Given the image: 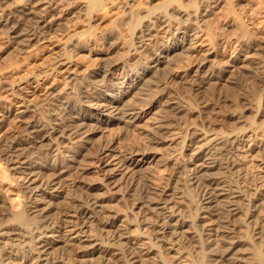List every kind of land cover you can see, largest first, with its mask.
<instances>
[{"label": "rangeland", "instance_id": "374dc122", "mask_svg": "<svg viewBox=\"0 0 264 264\" xmlns=\"http://www.w3.org/2000/svg\"><path fill=\"white\" fill-rule=\"evenodd\" d=\"M91 1L93 0H64L54 3L49 10L48 19L52 22L61 21L60 28L50 30L49 34L43 35L38 41L30 44V47H25L24 50L15 48V45L10 44L11 41L8 40V37L4 33H0V117L4 115L5 120L0 121V146L3 147L6 138L17 136L23 132L25 120L21 116L27 108L35 109L36 107L33 112L28 113L30 118L39 119L38 121L46 124L53 122L55 119L53 113L59 111L63 103L49 99L48 94L50 92L56 93L60 90V93H67L71 91L69 87L73 86L72 100L80 99V96L83 95L81 90L92 93L94 89L91 88V83L86 79L81 80V78L95 74L101 65L113 61L126 66L130 63L129 66L132 68L130 72L132 74L134 72V75L141 74L147 66L153 63L155 56L163 47L172 45L176 38L181 34L183 35L184 32H179L178 26L182 25V31L186 30V34L194 37L190 47L191 49L194 48L180 54V57L178 56L171 63L169 69L166 68L162 72L159 80L160 92L156 97L157 103L160 105L152 114L145 115L141 121L127 130L122 127V123L106 126L98 122L97 131L90 135L92 141L90 143H93L90 151L86 155H77V163L74 161L73 167L69 168L70 170H63L62 174H59L58 178L55 179L57 186L53 185L52 189L47 188L48 192L42 191L43 196L37 195L39 197L35 198L30 196V198V194L24 188L30 184L29 182L26 183L27 176L14 169L9 170L8 174H11L10 178L15 183L14 187L18 192L22 191L23 202L30 205L28 212L25 211L28 213V215L26 213L28 218L31 219V225L29 224L28 228L31 230L33 228L32 222L35 223L45 214L48 224L50 223L51 227L57 229L56 232H48L43 237V240L54 241L52 243L54 246L48 250V252L51 251L49 253L51 256L49 257L47 254L43 255L42 258L49 259L55 254L61 260L60 263L51 264H130L126 255L120 250L108 247V238L112 234V230L116 229L115 224H123L124 229L131 233L128 234L132 240L136 241L140 238L139 240L143 239L146 242L143 243L138 240V245L144 248V251L142 250L139 254L142 264H204L202 259L205 252L202 238L214 239L215 246L222 249L225 243L216 238L215 231L207 230L206 235L201 236L195 228V221L200 214L197 207V195L194 196L197 193L193 190L190 192L191 194H185L186 190L180 183V179L183 177L180 168L181 163H183L182 155L184 153L189 154L191 146L185 144L183 146L179 139L180 141H168L151 149L152 143L147 134L150 126L155 122L157 123L158 120L163 118L172 120L170 114L173 113V110L171 108L178 103L177 100L190 110H204L206 112H209L210 109L220 110L221 115L214 126L215 131L229 133L249 127L246 132L247 136L240 141L238 159L244 168V174L250 175L249 178H254L255 181L258 180V182L256 181L258 186L264 184V115H257L259 114L258 111L260 112L262 109L264 114V80L262 81L261 78L264 75V0H99V3ZM10 2L12 6L18 8L24 5L23 0H10ZM204 13L205 15L199 16V14ZM143 26H147L149 31L152 30L150 35L145 37L146 39L140 36V30ZM80 37L82 41H80ZM78 39L86 48H93L90 57L85 56L82 52L73 53L72 51L71 53L69 45L72 40ZM109 42L113 44L110 45ZM155 43L158 45L156 48H154ZM105 52H110V57H107ZM205 53L211 54L209 70L221 67L220 65L232 60L239 54L248 53V55L251 54L258 59L256 58V62L249 67L251 70L253 68L252 71L234 69V71L225 73L224 76L216 79L214 83L200 86V89L197 84L193 83L189 69L192 62L199 58L200 54L204 55ZM56 54L58 58H56ZM59 58L60 61H57ZM122 71V68H118L115 70V74L122 75ZM71 72L78 73L81 81L78 80L76 83L71 81V83L69 81ZM180 77L182 78L181 81L179 80ZM228 79L231 80L229 83L226 81ZM119 81V84H132L133 82L131 78L124 79L123 77ZM133 94L134 91L128 95L127 99L132 98ZM150 97L145 96L144 98L143 96L140 98L142 108H145L144 103ZM190 118L188 123L190 122L194 126L203 123L195 113H192ZM250 129L251 131H249ZM179 130L184 131L185 125L182 124L178 128L172 125L166 135L168 137L166 140L169 139L168 135L172 136L173 131ZM110 144H113L115 151H113V156L108 157L110 151L103 153V150L101 152L98 148L101 149ZM81 145L80 143L75 146L68 144V147H64L62 150L69 156L73 154L72 152L82 149ZM132 149L139 151L132 158V161L133 159L139 161L144 155L149 157L144 166L136 167L135 170L132 169L134 165L130 164L131 160H128L129 155L127 154ZM205 151L207 152V150ZM185 156L189 157L190 155ZM202 161H194L190 167L195 168V165L202 163ZM37 162L36 165L44 164L43 159ZM152 175H158L157 177L163 180L164 186L169 187L166 189L167 194L172 193L175 197L179 196L181 201L176 205L178 207L176 209H180L178 213L182 219L178 226V239L176 238L173 244H171L170 238L165 239L163 230L157 228L158 226L153 220V212L148 210L147 205L140 199L136 200L138 196L144 194L145 183ZM111 176L115 177L112 179L119 183L121 188L126 186V180H129L128 184L132 178L136 181L134 185L133 183L130 184L131 187H125L123 190L120 188L121 192L120 190L118 192L117 189L119 188H117L115 191L117 194L109 193V195L106 184L109 181L107 178ZM34 178L37 179L35 180L36 183L30 185L39 186L42 185L47 176L38 175ZM251 179H249L250 182ZM92 184L94 185L93 189L90 188ZM6 186L0 187V210L7 213L4 216L0 214V224L3 219V222L13 220L15 223L21 222L24 219L23 215V218L21 216L15 217L7 207L6 193L8 188ZM124 189L129 192L127 193ZM88 192H92L96 197L101 198L97 205L93 202L89 206L90 210L86 209L87 216L93 217L86 216L84 218L82 215L77 217L73 211L71 212L72 216L62 215L76 200L83 199ZM122 193H125V196ZM115 213L116 218L114 220L116 223L114 225L104 223L109 215L115 216ZM1 217L4 218L1 219ZM143 218L147 219L144 220ZM237 218L241 224L246 223L247 217L245 218V215L240 213ZM63 219L72 220L71 225L63 222ZM85 219L89 220L82 221ZM141 219L144 220L143 223L140 222ZM252 219L255 220L256 218ZM28 228L23 230L26 241L30 239L27 237L30 235L27 231ZM81 229L88 230L92 241H85L87 238H84ZM246 230L248 229L245 226L244 232L238 234L242 242L239 243L234 252L236 255L251 256L250 258L262 262L264 258V234L260 238L257 237L259 235L249 237V232ZM146 232L153 240L140 237L142 236L141 233L146 234ZM208 232L209 234H207ZM32 233L36 234V231L34 230ZM11 237L19 238L21 236L8 234V236H1L0 238L2 241H0V255H4V263L2 262V264H50L46 260L38 259L36 253L38 250L27 255H15L10 252L11 243H19V241H12ZM166 241L168 242L166 243ZM153 242L156 243V247L152 244ZM258 258L261 259L258 260Z\"/></svg>", "mask_w": 264, "mask_h": 264}, {"label": "bare ground", "instance_id": "6f19581e", "mask_svg": "<svg viewBox=\"0 0 264 264\" xmlns=\"http://www.w3.org/2000/svg\"><path fill=\"white\" fill-rule=\"evenodd\" d=\"M57 1H64V0H23L24 5L18 8L12 6L10 0H0V33H4L8 37V40L11 41L10 44L12 43L13 45H15V48L24 50L25 47L27 46L30 47L31 46L30 44H33L34 41H38L39 38H41L43 35L49 34L48 32L50 30L60 28L61 21L60 22L54 21L55 19L53 18L54 22H52L51 20L48 19V16L50 14L49 10L51 9L52 5ZM93 1L94 3L96 2L99 3V0H93ZM148 14H150V12H148ZM202 15H205V13L199 14V16ZM152 16L154 15L152 14ZM154 26L156 27V25ZM182 28H183L182 25H180L178 26L177 29H179V32H184L183 35L181 34L178 38H176V40L174 41V43H172V45L163 47L162 50L159 53H157V56H155L154 60L152 61L153 63L147 66L144 69V71L141 72V74L138 73L137 75H134V72L132 74L130 72V69H132L129 66L130 63L126 66L124 64L119 65L118 63L120 62L113 61V62H109L108 64L101 65L98 68V70L95 72V74H91L90 76H85L84 78H81V80L86 79L88 82L91 83V88L94 89L92 92L93 94L90 93V91L88 92L86 90H81L83 91L82 92L83 95L80 96V99L78 98L77 100H72L73 95L71 94H73L74 92V90L72 89L73 86L69 87L71 91L67 93H60V90L56 93L54 92L55 94L53 92H50L48 94L49 99L56 100V102L58 101V103L59 102L63 103L61 104L63 106L60 109H59L60 106L58 107L59 111H55L53 113L55 115V119L52 118L53 122L46 124L44 122L38 121L39 119L36 120L35 118H30L28 113L33 112L36 109V107L35 109L27 108L26 111H23L24 114L21 116L23 117V120H25L24 123L25 125L23 126L24 127L23 132L21 131L22 133L17 136L6 138L4 140L5 143H3V147L0 146L1 147L0 187L3 188V186L7 185L6 188H8V191L6 193V201L8 205L7 207H9L8 209L11 210V212L15 215V217H19V216H21V218L24 217V219L21 222H16V223L13 222L14 218L12 219L13 221H9V222L4 221L5 223L3 222L4 220L3 219L2 223L0 224V238L1 236H8V234L21 236L19 238L11 237L12 241H19V243L10 242L11 243L10 246L12 248L10 252H12L15 255L18 254L27 255L30 253H34V250L36 251L38 250V252L36 253L38 254L37 256L39 260H46V262L50 264L57 262L60 263L61 261L60 257L56 256L55 254L53 257L49 259L42 258L43 255H47V254L49 255L51 251L48 252V250L53 248L54 246L52 244L54 241L43 240V237H45L48 234V232H56L57 229L51 227L50 223L48 224L47 222L48 220H46L45 214H43L44 216L43 218H40L35 223L32 222L33 228L31 230L28 228L29 224L31 225V221H30L31 219L28 218L27 216L28 215L27 212L29 208L28 206L30 205L23 202L21 198L22 191L18 192V190L14 187L15 183H13V181L10 178L11 174H8L9 170L14 169L19 172H22L24 175L27 176L26 183L29 182L30 184L36 183L35 180L37 179L34 178L35 176L38 175L40 176L44 175V177L47 176L46 179L44 178L45 179L44 182L43 183L41 182L42 185L33 186L29 184L27 186H24V188L27 189L28 194H30L29 197L32 196V198H35V197L43 196L42 191H47V188L52 189L53 185L57 186L55 184V179L56 177L58 178L59 174H62L63 170L67 171L69 168L73 167L74 165L73 162L77 161V155L80 154L86 155V153L90 151L89 149L93 146V143H90L92 142L90 135L91 133L97 131L96 127L98 122H101L106 126L113 123H122L123 124L122 127L125 130H127L131 126L136 125L137 122L141 121L145 115L152 114L154 110L158 108V106L160 105V104L158 105L156 97L160 92L159 80L162 75V72H164L166 68L169 69L171 63L174 62V60L178 56L180 57V54L191 49L190 47L193 44L194 37L190 34H186L185 32L186 30L182 31ZM151 31L147 29V26L146 27L143 26L142 29L140 30L141 32L140 36L143 37V39H146L145 37L147 35H150ZM80 41H82V39ZM80 41L79 39L74 41L72 40V42L69 45L70 46L69 50H71V53L72 51L73 53L77 51V52H82V54H84L85 56L87 55V57L89 55H92L93 48L91 49L86 48L84 45L80 43ZM109 44L111 45L113 43L109 42ZM156 47H158V45H156L155 43L154 48ZM205 54L204 55L200 54L199 58H196L192 62L191 67L189 69L193 83L197 84L199 87L200 86L203 87L205 84L210 85L214 83L216 79L221 78L222 76H224L225 73L234 71V69L236 70L239 69V71L251 70V68L249 67L251 66V64L256 62V58H257L251 55L250 53H249L250 55H248V53L239 54L236 55L232 60L223 63V65H220L221 67L218 68L216 67V69L209 70V66H210L209 57H211V54L209 53L206 55ZM105 55L107 57H110V52H105ZM56 58H58V55ZM57 61H60V58ZM118 68L123 69V71L121 72L122 75L118 76L115 74V70ZM74 72H71V75L69 76L70 77L69 81L70 82L75 81L76 83V81L78 82L80 78L78 77L79 74L78 73L75 74ZM122 77L124 79L131 78L133 81L132 84L131 83L119 84L120 83L119 79ZM261 78L263 81L264 75ZM180 79L182 78L180 77L179 80ZM189 80L191 79L189 78ZM226 81L229 83L231 80L228 79ZM133 91L134 94L133 96L131 95L132 98L129 97L130 99H127L128 95H130V93ZM153 91L155 92L153 93ZM143 96L144 98L145 96H151L149 99L146 98L148 101L146 100L147 102L144 103L146 105L145 108H142V105L140 104V98H143ZM177 102L178 103L174 102L176 104L171 108L173 110V113L170 114V116L172 115L171 116L172 120H167L163 118L162 120H158L157 123L153 122L154 124L150 126L147 137L151 140L152 143V145L150 146L151 149L152 148L154 149L156 145L164 144L167 143L168 141L175 142L179 139L181 140L179 141L183 143L182 144L183 146L184 144L186 146H191L190 148L191 152L189 154L184 153L183 154L184 158L182 155L183 163H181L182 165L180 168L183 177L182 179H180V183L184 186L186 190L185 194L190 193L191 191L193 192V190L196 191L195 193H197L194 194V196L197 195L196 198H197L198 206L197 205L196 206L198 207L200 214L197 220L195 221V228L199 231L201 236L206 235L207 230L215 231L214 235L216 236V238H218V240L223 241L225 243L222 249L215 246V243H213L214 239L210 240L201 237L204 242V252H205L204 254L205 256L202 259L203 263L204 264H261V263L264 264V258L263 261L261 260L262 262H259L257 260L250 258L251 256L250 257H244L241 255L239 256L238 254L236 255L234 252L235 248L239 245L240 242H242L238 234L242 231L244 232L245 226L248 229L246 231L249 232V237H254L259 235L257 237L260 238L262 237V234H264V191H263L264 187H262L264 186V184L258 186V184H256L258 180H256L257 181L256 182L254 178L252 179L249 178L250 175L247 176V174H244V168L242 167L238 159L240 155L238 152L240 148L239 145L241 143L240 141L242 140V138L247 136L246 132L249 127L247 126V128L245 127L243 129L235 130L229 133L217 132L214 130V126L216 124V121H218V118L221 115L219 113L220 112L219 109H218L219 111L210 109L209 112H206L204 110H203L204 112L200 110L195 111L194 109L190 110L186 108L187 106L184 107L183 103H180L178 100ZM192 113H195L200 117V119L203 122L202 125L194 126L192 125V123L190 122L188 123V120L191 119L190 117ZM258 113L259 114L257 115H264L263 109L260 112L258 111ZM3 120H4V115L0 117V121ZM182 124L185 125V130L173 131L171 133L172 136L168 135L169 139L166 140V138H168L166 135L169 132V129L172 127V125H175V127L178 128ZM249 131H251V129ZM79 143L82 144L81 145L82 149L78 150L77 152L74 151L75 153L72 152L73 154H70L69 156H67L65 151L62 150V148L68 147L67 146L68 144H72V146H75L76 144ZM98 149L101 150V152L103 150V153H105L106 151H110L111 153H109L108 157L113 156V151H115L113 144H110L109 146L105 145L103 146V148L101 149L98 148ZM205 150H207V152ZM84 151H86L85 154ZM138 152L135 149L129 150L127 152V154L129 155L128 160H131L130 164L134 165L132 169L139 166L141 168V166H144V164L148 162L149 157H147L146 155H144L142 159H139V161L136 159H133L132 161V158H134ZM185 155H190V156L186 157ZM40 159L44 160V164L36 165V163H38L37 161ZM200 160H203L202 163L195 165V168L190 167V165L194 163V161H200ZM157 176L152 175L151 177H149V179H147V182L145 183L144 194L138 196L136 200L140 199L141 202L147 205L148 210L153 212L152 214L154 216L153 220H155V223L158 226L156 227L160 228V230L162 229L165 235V239L170 238L172 242L170 243L173 244V241L178 236V229H179L178 226L181 224V219H182L181 216L179 217V213H178L180 209L178 210L176 209L178 208L176 207V205L181 201L180 198H178L179 196L175 197V195H173L172 193L167 194L166 189H168L169 187L166 188V186H164L163 184V180H161L160 177L158 178ZM112 178L114 179L115 177L111 176L107 178L109 180L107 181L108 185L106 184V187L108 186L106 188V190H108V194L109 193L117 194L115 192L117 188H119L117 189V191L120 190L121 192V189L123 190V188L125 187L128 188L131 187L130 184L133 183L134 185L136 181V179L133 180L132 178V181L128 184L129 180H126L127 181V182L125 181L126 186L121 188V185L119 183H116V181L113 180ZM249 179H251L252 181L254 180L253 182L251 181L252 184L249 181ZM117 180L120 181L119 179ZM249 182L250 184H248ZM93 186L94 185L92 184L90 188L93 189ZM124 190H126L127 193L129 192L127 189ZM100 199L101 198H98L94 194H92V192H88L83 199L76 200V202L72 204V206L69 209H67L66 211H64V213H62V215L72 216L71 212L73 211L76 213L75 216L81 217L82 215L85 218L88 214L86 209L90 210L89 206L93 202L96 203L97 205L98 204L97 202ZM240 213L245 215V218L247 217L245 221L246 223L241 224L239 222L237 217L239 216ZM0 214L3 216L7 215V213L4 212V210H0ZM88 216L93 217L90 215ZM254 217L256 218L255 220L252 219ZM2 218L4 217H1V219ZM115 218H116V213L115 216L109 215L107 219L104 221V223L109 225H114L116 223V221L114 220ZM146 219L147 218H145L144 220ZM86 220L89 219H85L82 221H86ZM141 220L140 222L143 223L144 220L142 221ZM62 221L69 224L70 222H72V220H67V219H63ZM122 225L123 224H115L116 229L114 228L115 230L114 229L112 230V234L111 235L109 234L110 237L108 238L109 241L107 242L108 247L120 250L121 253L126 255V257L128 258L127 260L130 262V264L132 263L142 264V261L139 259L140 257L139 254L142 252L144 248H142L141 245H138L139 244L138 242L139 241H142L143 243L146 242L143 241V239L139 240L140 238L137 239L136 241L132 240V238L128 234L130 232L124 229ZM27 228L29 229L27 231L30 234V235L27 234L29 235L27 237L30 238L29 241H26L24 239L25 232H23V230H26ZM34 230L36 231V234L32 233V231ZM80 231L83 232L82 234H84V238L85 237L87 238V240L85 241H92L90 239L91 234L88 233V230L81 229ZM141 234L142 236L140 237L152 239L151 237H149V235H147V232L146 234L143 233ZM207 234H209V232ZM167 242L168 241H166V243ZM152 244L154 245V247H156L155 242H153ZM50 256L51 255H49V257ZM3 257L4 255H2L0 258V264H2L3 262ZM261 258H258V260H260Z\"/></svg>", "mask_w": 264, "mask_h": 264}]
</instances>
